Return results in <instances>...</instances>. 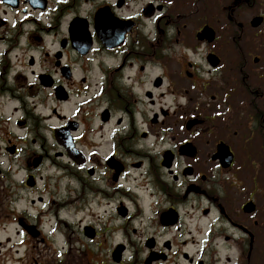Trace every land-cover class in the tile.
<instances>
[{"label": "flooded vegetation", "instance_id": "1", "mask_svg": "<svg viewBox=\"0 0 264 264\" xmlns=\"http://www.w3.org/2000/svg\"><path fill=\"white\" fill-rule=\"evenodd\" d=\"M2 157L0 264H264V0H0Z\"/></svg>", "mask_w": 264, "mask_h": 264}, {"label": "rangeland", "instance_id": "2", "mask_svg": "<svg viewBox=\"0 0 264 264\" xmlns=\"http://www.w3.org/2000/svg\"><path fill=\"white\" fill-rule=\"evenodd\" d=\"M0 160L2 161V162H4V168L6 169L8 166H9V164H10V162L12 161V164L14 163V169H18V168H20V164L19 163H21L20 161H21V158L19 159V161L17 160V159H10V158H7V157H2V158H0ZM22 176V177H21ZM21 176H19V178H18V180H21L22 178H23V174H21ZM40 193H37V194H35L34 196H29V199L31 198V197H34V199H36L37 198V195H39ZM7 236H9V234H8V232L7 233H3V232H0V241H3V243H5V238L7 237Z\"/></svg>", "mask_w": 264, "mask_h": 264}]
</instances>
